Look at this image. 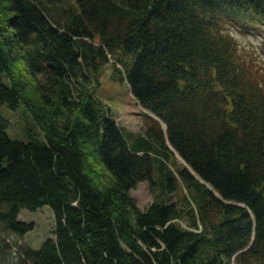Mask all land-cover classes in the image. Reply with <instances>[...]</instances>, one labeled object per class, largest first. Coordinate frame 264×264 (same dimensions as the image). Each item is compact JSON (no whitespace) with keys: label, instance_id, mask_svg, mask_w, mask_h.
<instances>
[{"label":"trees","instance_id":"trees-1","mask_svg":"<svg viewBox=\"0 0 264 264\" xmlns=\"http://www.w3.org/2000/svg\"><path fill=\"white\" fill-rule=\"evenodd\" d=\"M234 32L264 46V0H0V264H264V67ZM107 63L141 132L94 96ZM45 205L52 236L13 251Z\"/></svg>","mask_w":264,"mask_h":264},{"label":"rangeland","instance_id":"rangeland-1","mask_svg":"<svg viewBox=\"0 0 264 264\" xmlns=\"http://www.w3.org/2000/svg\"><path fill=\"white\" fill-rule=\"evenodd\" d=\"M238 42H241L244 46L251 48L252 52L255 51L258 54V62L264 67V46L260 41L251 35H245L234 32ZM113 67L110 63L103 66L101 75L99 77V84L93 89L95 98L102 104H105L112 114L116 123L121 126L125 131H131L133 133L141 132L145 128L144 115L141 113V108L138 103L135 102L131 93L129 92L127 83L124 81H118L112 79ZM15 72L22 75L24 82H26L27 89L26 94L31 98V102L36 100L35 85L32 83V79L26 75L22 64L17 63L15 66ZM38 83H45L43 76L35 75ZM2 114L9 120L8 135L11 139L22 140L28 142L31 138H39L42 136L40 129L34 119L31 117L30 111L23 103L19 104L15 110H10L6 106L2 107ZM175 153V152H174ZM177 161L182 162L179 155L175 153ZM183 194L182 189L179 193L173 197V199L180 198ZM130 195L136 201L138 209H145L153 199L154 193L149 189L148 183L143 181L130 190ZM19 219L24 220L27 223H33V229L22 237L12 234L8 236L10 246L13 251L17 250L16 246H24L30 249H39L40 245L48 237L52 236L54 231L55 217L49 206L45 205L35 211H29L25 208L19 212Z\"/></svg>","mask_w":264,"mask_h":264},{"label":"bare ground","instance_id":"bare-ground-1","mask_svg":"<svg viewBox=\"0 0 264 264\" xmlns=\"http://www.w3.org/2000/svg\"><path fill=\"white\" fill-rule=\"evenodd\" d=\"M18 216H19V214H18ZM18 216H17V217H18ZM18 219H19V217H18ZM19 220H20V219H19ZM20 221H21V220H20ZM22 221H24V220H22ZM24 222H26V221H24ZM26 223H27V222H26Z\"/></svg>","mask_w":264,"mask_h":264},{"label":"water","instance_id":"water-1","mask_svg":"<svg viewBox=\"0 0 264 264\" xmlns=\"http://www.w3.org/2000/svg\"><path fill=\"white\" fill-rule=\"evenodd\" d=\"M50 66V65H49ZM51 68H52V66H51ZM165 125L163 124V127H164Z\"/></svg>","mask_w":264,"mask_h":264}]
</instances>
